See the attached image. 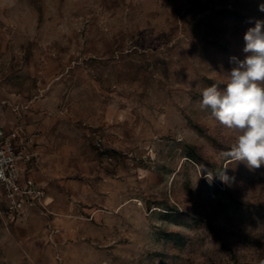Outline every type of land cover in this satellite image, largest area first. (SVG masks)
Returning a JSON list of instances; mask_svg holds the SVG:
<instances>
[{"label": "rangeland", "instance_id": "obj_1", "mask_svg": "<svg viewBox=\"0 0 264 264\" xmlns=\"http://www.w3.org/2000/svg\"><path fill=\"white\" fill-rule=\"evenodd\" d=\"M261 4L0 0V126L34 135L51 197L0 195V264H264V165L199 107Z\"/></svg>", "mask_w": 264, "mask_h": 264}, {"label": "clouds", "instance_id": "obj_2", "mask_svg": "<svg viewBox=\"0 0 264 264\" xmlns=\"http://www.w3.org/2000/svg\"><path fill=\"white\" fill-rule=\"evenodd\" d=\"M259 10L264 12V4ZM243 39L247 55L230 58L235 67L227 73L224 88L214 83L201 89L199 107L232 133L234 143L224 155L256 169L264 165V21L257 20ZM214 177L225 184L234 179L225 169L207 173L210 182Z\"/></svg>", "mask_w": 264, "mask_h": 264}, {"label": "built area", "instance_id": "obj_3", "mask_svg": "<svg viewBox=\"0 0 264 264\" xmlns=\"http://www.w3.org/2000/svg\"><path fill=\"white\" fill-rule=\"evenodd\" d=\"M36 145L34 135L21 126H0V195L10 217L47 209L51 203L46 185L34 177Z\"/></svg>", "mask_w": 264, "mask_h": 264}]
</instances>
